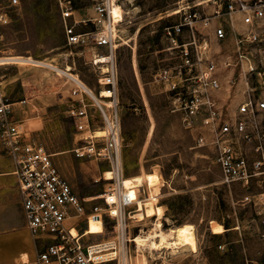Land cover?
Listing matches in <instances>:
<instances>
[{
    "label": "rangeland",
    "instance_id": "obj_1",
    "mask_svg": "<svg viewBox=\"0 0 264 264\" xmlns=\"http://www.w3.org/2000/svg\"><path fill=\"white\" fill-rule=\"evenodd\" d=\"M68 1L75 9L74 18L78 19L79 14L84 19L93 15V0ZM174 1L116 0L122 11L113 52L119 159L122 178L146 173L159 176V184L150 190L159 192L158 205L164 213L161 228L192 224L198 246L196 252L179 248L171 253V248L154 250L143 246L136 250L129 244L127 263L264 264V227L253 203L243 199L249 189L219 183L214 149L196 144L201 131L200 117L193 127H186L181 113L174 109L169 84L156 79L157 60L162 55L156 51L166 45L163 27L178 20V16L169 15ZM10 2L0 0V13L6 17V22L0 23V55H29L61 69L70 66V71L98 96L97 79L104 63L93 65L88 61L90 52L66 45L58 0H18L15 6H10ZM197 10L208 14L213 5L209 2ZM74 18L68 22L72 23ZM85 23L88 30L94 29L92 22ZM94 48L91 52L106 53V47ZM222 50V46H217L214 52ZM0 75L11 103L12 120L27 137L45 147L75 193L80 198L92 197L110 187L113 181L104 175L111 170L108 160L75 155L73 149L83 142L67 112L71 99L66 78L47 68L24 65L6 66ZM88 112L92 128L102 130V118L94 104ZM9 158L0 138V172L5 170ZM2 192L0 188V231L11 229L22 217L18 204ZM93 203L100 204V200L85 202V208L88 210ZM154 222V218H144L136 222L139 226L131 233L141 229L137 234L146 235ZM224 222L230 227L224 228ZM75 223L78 232L86 227L84 217ZM110 224L107 220L102 230L99 220L90 219L86 227L90 235L82 240L98 242L110 238ZM44 243L39 241V247Z\"/></svg>",
    "mask_w": 264,
    "mask_h": 264
},
{
    "label": "built area",
    "instance_id": "obj_2",
    "mask_svg": "<svg viewBox=\"0 0 264 264\" xmlns=\"http://www.w3.org/2000/svg\"><path fill=\"white\" fill-rule=\"evenodd\" d=\"M209 2L213 5L212 12L199 13L197 9ZM17 3L18 0H11L10 6ZM58 3L66 45L82 49L88 46L91 50L106 47L105 54L93 51V56H111L104 62L107 71L103 72L101 67V76L97 79L98 97L113 103L110 114L94 101L84 82L70 71V66L64 68L69 72L64 77L66 83H70L71 105L67 112L76 134H80L78 139L83 142L73 149L75 155L108 160L113 183L97 196L80 198L59 173L45 147L27 137L12 120L11 103L7 101L1 75L0 138L4 152L15 164L13 173L21 195L26 228L35 241L45 242L37 251L35 264H128L129 244L139 249L136 237L141 229L131 233L139 226L136 222L154 218L162 227L163 215L161 218L147 216L139 209L146 203L159 204V192L150 190L156 185L146 183L134 187V197H130L121 183L113 65L116 25L122 20L121 7V17L115 21L112 4L116 0H93V15L81 22H92L94 29L77 32L75 9L68 0H58ZM170 14L178 16V20L165 25L163 33L168 48L177 50L180 63L174 69L159 68L156 79L169 84L174 109L181 113L186 127H193L195 119L200 117L201 131L196 144L214 149V161L220 170L219 183L225 186L239 183L246 188L250 179L264 176V0H175ZM70 18H74L72 23L68 22ZM5 22V14L0 13V23ZM217 46H222L223 50L214 52ZM90 62L97 64L95 59ZM10 65L47 68L55 73L59 68L52 62L29 55H0V70ZM103 89L110 94L100 95ZM220 93L226 96L225 102L235 106L232 111L222 105ZM87 98L93 103H88ZM93 104L102 118V130L107 131L104 136L96 135L97 130L91 126L88 107ZM248 143H256L254 159L243 150L242 145ZM96 198L100 204L93 203L87 210L85 202ZM244 199L249 200V195ZM139 212L140 218L136 217ZM81 217L86 227L90 219L99 220L102 230L103 220L107 218L111 222L112 236L98 242H84L82 238L90 234L86 227L78 232L75 226V221ZM71 219H75L74 224L69 223ZM260 223L264 227V206Z\"/></svg>",
    "mask_w": 264,
    "mask_h": 264
},
{
    "label": "crops",
    "instance_id": "obj_3",
    "mask_svg": "<svg viewBox=\"0 0 264 264\" xmlns=\"http://www.w3.org/2000/svg\"><path fill=\"white\" fill-rule=\"evenodd\" d=\"M78 16V19L75 17L78 22V25H75V30L77 32L88 31L87 24L85 22L81 23V20L84 19L82 18L83 15L79 14ZM184 35H186V32L184 33ZM163 38L165 40L166 45L156 51L160 54L162 53V55H160L157 60L159 62V68L168 66L174 69L173 67L180 63V59L177 55V50L168 48V41L164 36V33ZM219 96L222 105L225 108H227L229 111H232L235 108L233 104L228 103V101L225 102L226 96L223 93H220ZM255 145L256 143H248L242 145L243 150L246 151L250 159H254L256 157V154L253 150ZM14 169L15 164L13 160L9 158L5 170L0 172V188L3 191V195L6 194L7 197H12L15 204H18L22 217L21 221L17 224H13L14 226L11 229L0 231V264H35L37 251L42 246L39 247V242L35 241L29 230L26 228L24 213L21 205V195L17 187L16 177L13 173ZM245 189H249V191L245 193V195H249V201L253 203V207L256 213L259 214L261 218L263 216L264 206V176L259 175L250 179V183ZM245 195H243V199Z\"/></svg>",
    "mask_w": 264,
    "mask_h": 264
},
{
    "label": "bare ground",
    "instance_id": "obj_4",
    "mask_svg": "<svg viewBox=\"0 0 264 264\" xmlns=\"http://www.w3.org/2000/svg\"><path fill=\"white\" fill-rule=\"evenodd\" d=\"M112 14L114 17V20L117 21L121 17V11L119 6L116 3L112 4ZM90 52V58L88 61H92L95 59L97 63H104L107 60L111 59L110 55H99L97 58H95L91 52V49L86 46L84 48V52ZM69 70L70 68H66V70ZM56 71L58 74H61L63 76L69 75L68 71H65V69L56 68ZM102 71L106 72V65L104 64L102 66ZM85 85V84H84ZM86 91L89 93V95L96 101V103L108 114L111 113V107L113 106V103L111 101L102 100L98 96L94 95V93L91 91V89L85 85ZM110 93H108L107 89L101 90L102 96H108ZM107 134L106 130H98L97 134L98 136H104ZM105 179H111L112 178V172L111 171H105L104 173ZM143 182L148 183L150 186H154L159 184V176L155 173H146L145 175H134L132 177H126L121 178V183L123 189H126L125 191L128 192L130 197H134V187L140 186ZM143 212H145V215L147 216H158V218H161L163 213V209L160 205H152L151 203H146L145 207L143 208V205H140V208ZM136 217H141V213L139 212ZM154 224V223H153ZM152 228V227H151ZM194 227L192 224L189 223H183L175 227H169L167 230H163L160 226V221L157 220L153 226V228L150 230V232L146 235H138L136 237V242L138 246H147L150 249L154 250H160L162 248H167L172 250L171 253L176 251L177 249H184L189 250L191 252L197 251V241L196 236L194 232ZM71 232L73 234H76L75 229H72Z\"/></svg>",
    "mask_w": 264,
    "mask_h": 264
},
{
    "label": "trees",
    "instance_id": "obj_5",
    "mask_svg": "<svg viewBox=\"0 0 264 264\" xmlns=\"http://www.w3.org/2000/svg\"><path fill=\"white\" fill-rule=\"evenodd\" d=\"M107 220H108L107 218H104V220H103V225H104V226H105V222H106ZM221 225H222L224 228H226V229L230 227V226H229L227 223H225V222L222 223Z\"/></svg>",
    "mask_w": 264,
    "mask_h": 264
}]
</instances>
